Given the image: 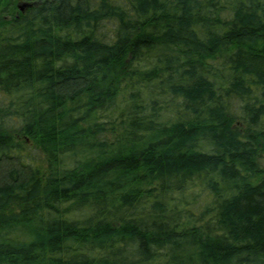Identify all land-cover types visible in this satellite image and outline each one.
Returning <instances> with one entry per match:
<instances>
[{"label":"trees","instance_id":"obj_1","mask_svg":"<svg viewBox=\"0 0 264 264\" xmlns=\"http://www.w3.org/2000/svg\"><path fill=\"white\" fill-rule=\"evenodd\" d=\"M0 264H264V0H0Z\"/></svg>","mask_w":264,"mask_h":264},{"label":"water","instance_id":"obj_2","mask_svg":"<svg viewBox=\"0 0 264 264\" xmlns=\"http://www.w3.org/2000/svg\"><path fill=\"white\" fill-rule=\"evenodd\" d=\"M25 4H19V8L21 9V10H23L24 9V6Z\"/></svg>","mask_w":264,"mask_h":264}]
</instances>
